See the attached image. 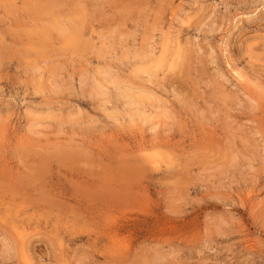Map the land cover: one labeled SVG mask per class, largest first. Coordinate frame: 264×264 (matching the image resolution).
I'll return each instance as SVG.
<instances>
[{"label": "rangeland", "instance_id": "1", "mask_svg": "<svg viewBox=\"0 0 264 264\" xmlns=\"http://www.w3.org/2000/svg\"><path fill=\"white\" fill-rule=\"evenodd\" d=\"M0 264H264V0H0Z\"/></svg>", "mask_w": 264, "mask_h": 264}]
</instances>
